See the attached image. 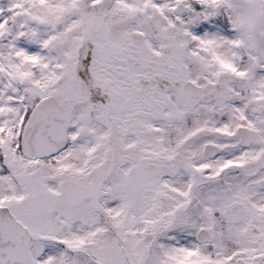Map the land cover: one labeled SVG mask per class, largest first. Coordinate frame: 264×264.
<instances>
[{
    "label": "snow or ice",
    "instance_id": "6c2138e0",
    "mask_svg": "<svg viewBox=\"0 0 264 264\" xmlns=\"http://www.w3.org/2000/svg\"><path fill=\"white\" fill-rule=\"evenodd\" d=\"M0 264H264V0H0Z\"/></svg>",
    "mask_w": 264,
    "mask_h": 264
}]
</instances>
